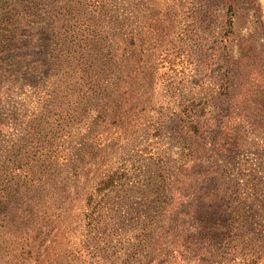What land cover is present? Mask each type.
Segmentation results:
<instances>
[{"label": "rangeland", "instance_id": "rangeland-1", "mask_svg": "<svg viewBox=\"0 0 264 264\" xmlns=\"http://www.w3.org/2000/svg\"><path fill=\"white\" fill-rule=\"evenodd\" d=\"M263 204L264 0H0V264H264Z\"/></svg>", "mask_w": 264, "mask_h": 264}, {"label": "trees", "instance_id": "trees-1", "mask_svg": "<svg viewBox=\"0 0 264 264\" xmlns=\"http://www.w3.org/2000/svg\"><path fill=\"white\" fill-rule=\"evenodd\" d=\"M230 11H231V14H233V7L232 6H231ZM249 123H250V127H252L253 126V122L250 119H249L248 124ZM236 196H238V195H236ZM241 199H243V198H239L238 197L237 199H235V198L231 199L232 201L237 200L238 202H236L235 205L233 207H231L232 209L229 207L231 211L228 212V213L226 212V210H228V208H221L222 212L225 213L226 216L229 215L228 216V220H231L232 222H239V221H241L240 218L244 214V210H243L242 205H241L242 204ZM232 204H233V202H232ZM263 206H264V204H263ZM210 213L209 212H206L207 215H210ZM209 218H211V217L209 216ZM216 224H217L218 228L215 227L216 233H214V235L218 234V232L220 230L219 221H216ZM231 250H232V252L233 251L235 252L236 251V247L235 248H232Z\"/></svg>", "mask_w": 264, "mask_h": 264}]
</instances>
